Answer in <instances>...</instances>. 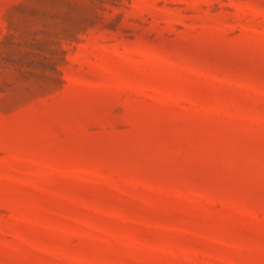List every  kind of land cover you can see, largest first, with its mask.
<instances>
[{"label": "rangeland", "instance_id": "obj_1", "mask_svg": "<svg viewBox=\"0 0 264 264\" xmlns=\"http://www.w3.org/2000/svg\"><path fill=\"white\" fill-rule=\"evenodd\" d=\"M0 264H264V0H0Z\"/></svg>", "mask_w": 264, "mask_h": 264}]
</instances>
